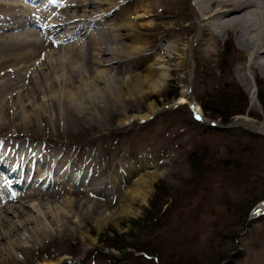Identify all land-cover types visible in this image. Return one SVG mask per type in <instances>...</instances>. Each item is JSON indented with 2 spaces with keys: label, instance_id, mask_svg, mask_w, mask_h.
Instances as JSON below:
<instances>
[{
  "label": "rangeland",
  "instance_id": "374dc122",
  "mask_svg": "<svg viewBox=\"0 0 264 264\" xmlns=\"http://www.w3.org/2000/svg\"><path fill=\"white\" fill-rule=\"evenodd\" d=\"M42 1L26 5L35 8L40 3L43 6ZM134 2L126 0L124 8L133 7ZM9 10L12 7L6 9ZM67 10L71 15L79 14L74 6ZM98 11L95 6L89 10L90 14ZM116 12L111 14L114 21ZM108 23L97 22L85 37L77 36L82 42L70 53L74 66H84L91 52L104 48L105 34L95 40L93 34ZM72 24L74 21L68 28H73ZM68 28L62 27L54 39ZM26 31L45 37L40 25L28 23L0 33L24 37ZM77 37L59 41L55 50ZM195 38L189 37L188 63L179 73L184 75L187 86L195 89L190 96L199 104L201 118L190 105L176 103L174 91L181 83L167 78L148 118L133 119L126 125L120 123L123 111L129 115L147 112L145 103L109 96L107 103L97 106V115L91 114L88 107L79 115L63 107L60 120H56L57 110L40 104L39 91L43 86L37 79L38 70L23 67L18 59H7L10 52H29L31 47L17 46L3 53L8 43L0 42V144L4 145L0 147V157L6 154L8 159L20 161L25 145L30 144L34 150L29 155L34 154V158L44 156L41 152L45 151L41 172L50 173L58 164L51 179L65 170V160L71 157L76 166L73 163L69 173L82 170L86 179L91 178L87 184H74L70 194L60 195L75 201L72 207L79 213V226L68 219L45 240L15 246L11 256L0 250V264H264V77L250 73L248 61L240 60L242 52L234 43L233 48L232 42H219L209 62L200 63L192 51ZM51 43L46 45L47 50L54 48ZM151 49L155 54V48ZM102 56L105 58L107 53ZM241 63L245 65V80L236 70ZM127 65L120 61L109 68L115 67L114 75L121 77ZM51 72L60 77V72ZM43 82L49 84L50 80ZM10 83L13 84L8 87ZM249 92H254L252 99ZM243 95L247 102L243 113L230 116L233 110H243ZM17 124L21 126L18 128ZM14 140H25L15 151L18 158L10 153L16 146ZM62 152L66 153L63 163L56 162ZM123 171L127 179L114 183L112 175ZM133 172L135 176L130 177ZM4 174L5 170L0 169V182L5 181ZM24 175L21 182L25 179L26 184L32 175ZM136 175L146 177L150 187L144 188L148 194L144 202L128 200L130 212L125 213L121 206L128 201L123 186L132 185ZM36 179L34 174L30 187L37 183ZM37 186L36 193H50L25 199L42 205L55 199L57 184L47 187L45 182ZM30 187H23L22 193ZM88 191L93 192L88 195ZM86 199L90 201L77 206V202ZM103 215L107 222L98 229Z\"/></svg>",
  "mask_w": 264,
  "mask_h": 264
},
{
  "label": "bare ground",
  "instance_id": "6f19581e",
  "mask_svg": "<svg viewBox=\"0 0 264 264\" xmlns=\"http://www.w3.org/2000/svg\"><path fill=\"white\" fill-rule=\"evenodd\" d=\"M19 1L7 0L5 3L0 1V4L6 6H0L4 9L3 11L0 9V31L15 29L28 23L32 26L40 25V33H43L45 37L38 38L34 31H26L24 37L0 33V42L8 43L2 51L4 53L5 49L15 50L17 46L31 47L29 52H10L11 55L7 56V59H18L23 62V67L33 71L38 70L37 79H40L43 86L39 91L40 104L44 108L52 106L57 110L56 120H60L63 107L71 108L78 115L86 112L85 108L88 107L91 114L97 115V106L107 103V99L111 96L130 98L147 105V112L144 113L129 115L123 111L120 118L121 124L126 125L137 118L144 120L148 118L149 113L154 111L157 105L156 97L166 85L167 78L172 82L180 81L181 83L180 88L174 91L177 96L176 103L190 105L195 114L201 118L202 110L190 96L193 87L191 89L187 86L184 75L180 76L179 73L187 66L186 49L190 44L189 37L192 36L196 37L192 51L200 63L209 62L215 55L219 42H232L233 48L235 44L242 52L240 60L248 61L247 67L250 73L255 77H264V0H135L134 8L128 7L127 9L124 8L126 0H70L61 3L58 0H43L44 5L40 3L39 7L35 8H29L26 4H36L37 0H24V3H22L23 0L20 3ZM69 6L76 7L79 14H69L67 10ZM94 6L99 11L90 14L89 10ZM7 7H12L13 10L6 11ZM17 7L19 11L15 10ZM114 12L117 15L115 21L111 18ZM108 14L110 15L107 16ZM45 16H48L46 21L43 19ZM103 20L110 23L106 24L101 31L93 34L94 40L95 37L105 34L107 40L103 51L97 48L95 52H91L89 58H86L84 66H74V59L70 53L74 52V49L82 42L79 41V37L90 32V26L97 22L102 23ZM71 21H74L75 25L72 24L73 28H68ZM62 27L68 29H65L66 31L59 38L54 39ZM5 37L10 41H6ZM74 37L77 38L72 40L71 44L63 45L59 51L55 50L59 41H67ZM51 42L54 48L47 50L46 45ZM151 48H155V54L152 53ZM106 53L107 56L104 58L102 55ZM85 54L87 55L88 51ZM120 61L128 65L124 68L125 74L117 77L114 75L117 69L109 68V66ZM244 67L245 65L241 63L236 68L241 80H245ZM57 71L60 72V77L50 74V72L54 74ZM68 72L74 74L65 75L67 77L63 78L62 74ZM46 78L50 80L49 84L43 82ZM12 84H8V87ZM23 89L26 88L23 87ZM17 92L19 93V90ZM249 94L252 99L254 92H249ZM20 126L21 124H17L16 127ZM25 140H20V142L14 140L16 146L12 145L14 147L11 148V155L18 158L16 153ZM7 144L5 147L9 146ZM1 146L4 147L0 144ZM24 150L25 153L18 161L19 163L14 162L13 158L8 159L9 156L6 154L0 157V169L5 170L6 177L0 185V250L7 252L9 256L15 246L25 247L28 243L36 244L41 239L45 240L53 229L59 230V227L63 226L68 219L79 226V213L72 207L75 201L71 197L61 198L60 195L70 194L74 184L84 185L91 179L90 176L86 179L87 177L81 174L82 170L69 173L68 168L74 163L71 157L65 160L64 164H67L64 167L65 170L53 180L51 179L54 175L53 170L58 164L56 163L50 173L43 170L41 172L40 168L46 159L42 160L46 157L45 151L41 152L44 156L38 155V158H34V154L29 155L31 150H34L30 144H26ZM64 156H66L65 152L58 157V160L56 159V162L62 161L63 163ZM89 162H86L85 167H89ZM15 163L16 166H13ZM120 172L112 175L114 183L127 179L124 177L125 171L122 174ZM134 173L136 172H133L130 177L135 176ZM22 174L26 177L32 175V179L28 178L25 184V180L21 182ZM34 174L35 178L37 177V183L30 187L29 184ZM134 178L132 185L123 186L125 199L144 202L148 194V189L144 186H150L145 176ZM45 182L47 187L55 184L59 186L55 191L54 200L42 205L33 199H25L28 196L48 195L50 192H35L38 189L37 185ZM27 185L30 188L22 193L23 187L26 189ZM14 187L19 192H15ZM7 189L9 193L4 191ZM92 192L88 191L87 194L90 195ZM87 201L90 200H81L77 202V206ZM129 201L127 204L122 203L121 208L125 213L130 212ZM94 204H99V201H94ZM8 212L11 214L9 218L6 216ZM103 216L102 220H99L103 223L98 224V229H101L102 225L107 222L105 215ZM2 252H0V261L3 258ZM45 263L51 264L52 262Z\"/></svg>",
  "mask_w": 264,
  "mask_h": 264
},
{
  "label": "trees",
  "instance_id": "16d2710c",
  "mask_svg": "<svg viewBox=\"0 0 264 264\" xmlns=\"http://www.w3.org/2000/svg\"><path fill=\"white\" fill-rule=\"evenodd\" d=\"M258 100L261 101V96L259 95L258 97ZM242 102H244V105H243V110H233V112H230V116L233 115V114H240V113H243L244 111V107H246L247 105V102H246V97L243 95L242 96ZM262 103V102H261Z\"/></svg>",
  "mask_w": 264,
  "mask_h": 264
}]
</instances>
